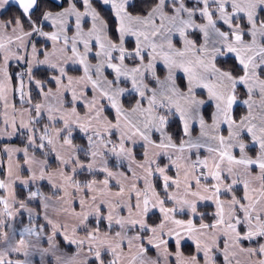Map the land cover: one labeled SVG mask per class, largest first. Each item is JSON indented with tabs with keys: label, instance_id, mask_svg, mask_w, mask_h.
Wrapping results in <instances>:
<instances>
[{
	"label": "snow or ice",
	"instance_id": "6c2138e0",
	"mask_svg": "<svg viewBox=\"0 0 264 264\" xmlns=\"http://www.w3.org/2000/svg\"><path fill=\"white\" fill-rule=\"evenodd\" d=\"M10 7L0 264H264V0Z\"/></svg>",
	"mask_w": 264,
	"mask_h": 264
},
{
	"label": "trees",
	"instance_id": "16d2710c",
	"mask_svg": "<svg viewBox=\"0 0 264 264\" xmlns=\"http://www.w3.org/2000/svg\"><path fill=\"white\" fill-rule=\"evenodd\" d=\"M16 12V8L15 7H10V8H8V10L4 13V17H0V18H6L7 16H10V15H12L13 13H15ZM71 74H75V73H71ZM7 141H0V147H2L3 146V144L4 143H6ZM10 143H15V144H18V145H21V138H17V137H14V138H12L10 141H9ZM77 143H81V141L78 139L77 141H76ZM0 175H2V174H0ZM17 191L18 192H23V191H26V189H21L20 187H18L17 188ZM32 206H35V205H32ZM28 221H27V216L25 215L24 216V223H27ZM191 247L190 246H187L186 248H185V253L186 254H188V253H190L191 252Z\"/></svg>",
	"mask_w": 264,
	"mask_h": 264
},
{
	"label": "rangeland",
	"instance_id": "374dc122",
	"mask_svg": "<svg viewBox=\"0 0 264 264\" xmlns=\"http://www.w3.org/2000/svg\"><path fill=\"white\" fill-rule=\"evenodd\" d=\"M0 140H1V141H2V140H5V141H7L6 143H10V142H9V141H10L9 138H0ZM25 215H26V214H25ZM44 246H47V245L45 244ZM33 259H34V264H38L39 257L36 256V257H34Z\"/></svg>",
	"mask_w": 264,
	"mask_h": 264
},
{
	"label": "crops",
	"instance_id": "0c3cea01",
	"mask_svg": "<svg viewBox=\"0 0 264 264\" xmlns=\"http://www.w3.org/2000/svg\"><path fill=\"white\" fill-rule=\"evenodd\" d=\"M11 139H12V138H11ZM11 139H10V140H11ZM0 141H1V140H0ZM2 141H5V140H2ZM13 144H15V143H13ZM15 145H17V146H22V145H18V144H15Z\"/></svg>",
	"mask_w": 264,
	"mask_h": 264
}]
</instances>
